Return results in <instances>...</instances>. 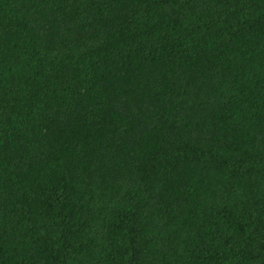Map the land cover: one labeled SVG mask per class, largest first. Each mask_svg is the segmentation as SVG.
I'll return each instance as SVG.
<instances>
[{
  "label": "trees",
  "instance_id": "1",
  "mask_svg": "<svg viewBox=\"0 0 264 264\" xmlns=\"http://www.w3.org/2000/svg\"><path fill=\"white\" fill-rule=\"evenodd\" d=\"M0 264H264V0H0Z\"/></svg>",
  "mask_w": 264,
  "mask_h": 264
}]
</instances>
